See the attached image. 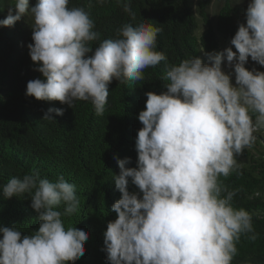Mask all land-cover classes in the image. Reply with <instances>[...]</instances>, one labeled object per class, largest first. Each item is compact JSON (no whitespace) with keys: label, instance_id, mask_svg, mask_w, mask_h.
I'll return each mask as SVG.
<instances>
[{"label":"clouds","instance_id":"1","mask_svg":"<svg viewBox=\"0 0 264 264\" xmlns=\"http://www.w3.org/2000/svg\"><path fill=\"white\" fill-rule=\"evenodd\" d=\"M68 5L37 0L29 11V0H13L0 26L33 17L34 43L27 47L43 79L29 81L26 96L69 107L88 101L103 115L113 79L141 81L146 68L167 60L156 50L160 29L124 23L101 41L90 11ZM124 9L130 12V3ZM93 41H100L94 52ZM230 43L236 51L204 53L210 66L196 56L166 65L167 90L145 94L137 167H126L130 158L117 159L114 182L122 197L112 206L118 218L104 233L109 264H232L241 236L257 239L252 214L233 206L236 191L220 177L239 172L236 155L264 130V72L245 67L249 57L264 66V0H250L246 24ZM223 60L234 69L235 86L232 73L222 71ZM63 112L50 108L43 119ZM129 178L142 197L129 192ZM2 192L5 199L28 194L40 226L23 238L16 226L0 227V264H68L85 254L88 232L65 228L62 219L80 206L75 184L63 175L52 182L33 170L11 178Z\"/></svg>","mask_w":264,"mask_h":264},{"label":"trees","instance_id":"2","mask_svg":"<svg viewBox=\"0 0 264 264\" xmlns=\"http://www.w3.org/2000/svg\"><path fill=\"white\" fill-rule=\"evenodd\" d=\"M36 3L37 0H29V11ZM125 3H130V12L125 11ZM217 3L216 14L212 16V0H104L103 3L69 0L70 8L90 11L101 41L113 38L116 29L124 23L135 26L145 22L160 29L156 50L167 60L146 68L141 81L120 84L113 79L108 85L103 115H97L88 101L77 100L69 107L59 101L26 96L27 83L43 79L34 70L37 65L27 47L34 43L33 17L31 14L21 17L16 22V33L12 26H0V227L16 226L23 238L40 226L28 194L4 198L2 188L11 178H22L33 170L52 182L63 175L75 184L80 200L78 212L62 217L65 228L77 227L89 234L85 254L68 264H109L104 233L108 223L118 218L112 206L122 197L114 182V176L120 173L117 159L130 158L126 167H137L135 142L143 127L138 115L146 110L145 94L167 90L166 65H178L192 56L208 64L204 53H220L223 41L231 40L240 23L246 22L248 1L240 4L236 0H218ZM12 4L13 0H0V20L7 17ZM99 42H91L93 52ZM50 108L64 109L63 115L52 113L55 120L43 119ZM254 135L258 138L259 153L244 149L246 160H237L239 172L220 177L230 191H236L233 206L252 214L254 232L258 234L255 240L248 238L251 233L241 236L232 264H264V134L260 131ZM128 190L142 197L131 178ZM63 209V205L58 208L61 212Z\"/></svg>","mask_w":264,"mask_h":264},{"label":"rangeland","instance_id":"3","mask_svg":"<svg viewBox=\"0 0 264 264\" xmlns=\"http://www.w3.org/2000/svg\"><path fill=\"white\" fill-rule=\"evenodd\" d=\"M246 1H248L249 3H250V0H239V3L240 4H245L246 3ZM218 2V0H212V4H211V15L212 16H214L215 14H216V11H217V5L219 4V3H217ZM238 2V0H236V3ZM246 24V22H241L240 24ZM13 27V29H14V31H15V29H17V27H16V23L14 24V26H12ZM204 29V27H201V30H203ZM15 33H16V31H15ZM14 39H18L17 37H15L14 36ZM14 41V43L16 44L17 43V41ZM230 41L231 40H224L223 41V48H222V51L221 52H223L226 48H228V47H232V49H233V51H236V49H235V47L233 46V45H231V43H230ZM18 50L16 49V52H17ZM220 52V53H221ZM0 58H2V56L0 55ZM208 65L210 66V62H208ZM245 67L248 69V70H257V71H261V72H264V66H261V65H259L257 62H255V61H252L251 60V57H249V59H248V62L246 63V65H245ZM221 68H222V71H224L226 74L227 73H229V72H231L232 73V75H231V82H232V84L235 86V73H234V69H232V68H229L228 66H227V61L226 60H223L222 61V64H221ZM261 69V70H260ZM261 134H264V131H261ZM257 141H258V138H257V136H256V140H255V143L251 146V147H249V148H245V149H248V150H250L252 153H255V154H258L259 153V151H258V145H257ZM246 157H245V155H244V153H243V151L240 153V154H238V155H236V159L237 160H246L245 159ZM0 238H2V236L0 237Z\"/></svg>","mask_w":264,"mask_h":264}]
</instances>
